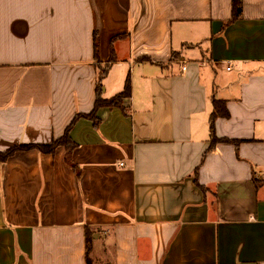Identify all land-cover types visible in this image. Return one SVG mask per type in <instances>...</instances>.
Wrapping results in <instances>:
<instances>
[{"label": "crops", "instance_id": "obj_1", "mask_svg": "<svg viewBox=\"0 0 264 264\" xmlns=\"http://www.w3.org/2000/svg\"><path fill=\"white\" fill-rule=\"evenodd\" d=\"M242 2L226 24L231 0H0V152L89 114L99 66L102 98L131 90L70 152L0 162V264H264V0ZM212 100L238 146L207 152Z\"/></svg>", "mask_w": 264, "mask_h": 264}, {"label": "trees", "instance_id": "obj_2", "mask_svg": "<svg viewBox=\"0 0 264 264\" xmlns=\"http://www.w3.org/2000/svg\"><path fill=\"white\" fill-rule=\"evenodd\" d=\"M242 6L243 2L242 0H231V17L229 21L226 22V24H232L235 21L239 20L242 16ZM93 55L94 59H98V41L96 34L93 36ZM109 69V65H103L98 67V77H97V86L95 89V102L93 110L87 114H76L70 124L66 127L64 134L62 137H60L57 140L52 141L48 145H23V146H15L10 149H8L5 152H0V162H5L8 158H10L15 152L18 151H25V150H37L43 154H53L55 150L58 147H63L67 152H70L73 147L75 146L73 141L70 138V131L73 128V126L76 124V122L80 119H88L93 122V125L96 127L98 125V121L96 119V113L101 108H118L125 116L128 115V110L126 107L123 106V101L125 99L130 98L131 90H130V81L127 78L125 80L123 89L120 93L117 95L109 98L104 99L102 98V81L104 77L106 76ZM212 111L210 115V130H211V141L209 148L207 150H212L216 144L219 143H232L235 146H238V141L228 140V139H217L214 135V121L217 118H228L229 113L226 109L225 102L224 101H218V100H212L211 103ZM196 174L197 170L194 171V177L196 181ZM90 238L86 237V242L88 244ZM87 263H90V259L87 258Z\"/></svg>", "mask_w": 264, "mask_h": 264}, {"label": "rangeland", "instance_id": "obj_3", "mask_svg": "<svg viewBox=\"0 0 264 264\" xmlns=\"http://www.w3.org/2000/svg\"><path fill=\"white\" fill-rule=\"evenodd\" d=\"M91 253V255H90V257H89V259H90V261L91 262H95L96 261V252H90Z\"/></svg>", "mask_w": 264, "mask_h": 264}, {"label": "built area", "instance_id": "obj_4", "mask_svg": "<svg viewBox=\"0 0 264 264\" xmlns=\"http://www.w3.org/2000/svg\"><path fill=\"white\" fill-rule=\"evenodd\" d=\"M226 69L229 71L230 70V67H227ZM181 70L182 71H185V67H181ZM120 166H122V164H120Z\"/></svg>", "mask_w": 264, "mask_h": 264}]
</instances>
